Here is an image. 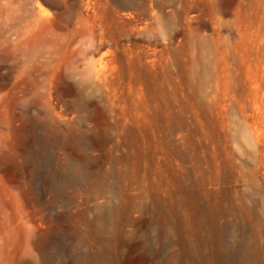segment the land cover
Returning a JSON list of instances; mask_svg holds the SVG:
<instances>
[{
    "label": "rangeland",
    "instance_id": "obj_1",
    "mask_svg": "<svg viewBox=\"0 0 264 264\" xmlns=\"http://www.w3.org/2000/svg\"><path fill=\"white\" fill-rule=\"evenodd\" d=\"M0 264H264V0H0Z\"/></svg>",
    "mask_w": 264,
    "mask_h": 264
}]
</instances>
